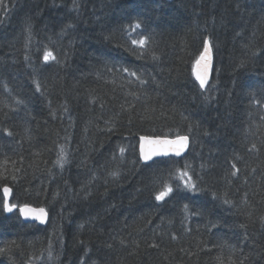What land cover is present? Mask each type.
<instances>
[{
  "label": "trees",
  "instance_id": "1",
  "mask_svg": "<svg viewBox=\"0 0 264 264\" xmlns=\"http://www.w3.org/2000/svg\"><path fill=\"white\" fill-rule=\"evenodd\" d=\"M177 135L186 156L142 161L141 137ZM261 216L264 0H0V264H264Z\"/></svg>",
  "mask_w": 264,
  "mask_h": 264
},
{
  "label": "snow or ice",
  "instance_id": "2",
  "mask_svg": "<svg viewBox=\"0 0 264 264\" xmlns=\"http://www.w3.org/2000/svg\"><path fill=\"white\" fill-rule=\"evenodd\" d=\"M70 27V26H69ZM140 24L136 23L134 25V30L136 28H139ZM148 37L144 36L140 39H132L131 44L137 45L139 47L140 51V56L141 58L143 57L144 51L147 50V45H148ZM212 50H213V45L211 39H207L204 43V50L198 57V59L195 61L196 64V79L199 81V85L201 88H204L207 83H208V77L211 69V64H212ZM133 54H136L135 52ZM255 55V53H254ZM153 58H155V53H153ZM27 59V57H26ZM43 60L44 61H49V60H56L55 54L51 50H46L43 55ZM124 72H129L127 68L123 69ZM132 76H136L137 80H140V76L137 75L136 72H130L129 73ZM141 83H144V81L141 80ZM7 87V85H5ZM40 85L39 82H37V89H39ZM17 103H21V101H17ZM257 103H259L257 101ZM66 110V109H65ZM7 131V130H6ZM9 135H11V132H8ZM188 146V137L187 136H180L177 135L173 139H169L167 137H141V143H140V155L142 156L144 161H151L153 157L158 156V155H168L169 153H174L175 155L179 156L181 153L184 152V150ZM250 150H258L257 145L253 143L251 145ZM125 149L120 148V153L123 155ZM237 160L242 159V157L237 156ZM67 161V154L64 152V146H61V153L60 156L58 157L56 163L60 165L62 168L64 166V163ZM232 168L234 171L232 172V175L235 176L237 172H239V169L236 167L235 161L232 162ZM189 167V165H185V168ZM111 176L117 177L119 176L118 171H113L110 173ZM176 175L177 177L183 182L184 187H186L189 190L196 191L197 190V185L194 181H192L191 175L181 169L176 170ZM13 180L16 179L15 176L12 177ZM11 190L7 187L4 188V192L7 194ZM173 192V187L169 183H163L161 185V188L159 191H157L155 195L156 200L163 201L166 197H168L171 193ZM213 195H216L213 193ZM225 203H231V201L225 200ZM5 209L9 212H11L14 208L17 206L14 204H8L5 203L4 205ZM187 208V206H185ZM22 213L27 217L29 215H32L35 213V218L41 220L42 222L46 220L47 218V211L44 208H40L38 212L36 210L30 209L28 205H25L21 209ZM249 218H251V213L247 214ZM260 221L262 225H264V216L260 217ZM243 227V225H242ZM172 239H176L175 235H173ZM123 243V241H122ZM153 247H159L158 245H152ZM10 252V249H0V255ZM233 252L235 250L233 249ZM48 257L49 259L53 258V253L51 250V245L49 246L48 250ZM231 259V258H230ZM83 264V261L81 262ZM232 264H237L236 261H232ZM238 264H243V260H240Z\"/></svg>",
  "mask_w": 264,
  "mask_h": 264
},
{
  "label": "water",
  "instance_id": "3",
  "mask_svg": "<svg viewBox=\"0 0 264 264\" xmlns=\"http://www.w3.org/2000/svg\"><path fill=\"white\" fill-rule=\"evenodd\" d=\"M169 1H171V0H169ZM213 67H214V54H213V50H212V64H211V69H210V73H209V77H208V83H209V81H210V79H211V77H212ZM194 72H195V75H196V64H195ZM208 83H207V84H208ZM206 86H207V85H206ZM206 86H205L204 88H206ZM181 136H187V135H181ZM143 137H145V136H143ZM147 137H155V136H147ZM187 137H188V146H187V148L184 150V152L181 153V155L177 156V155H175L174 153H169L168 155H158V156L153 157V159H152L151 161H147V162L144 161L143 158H142V156H141L142 161H143L144 163H151V162H153V161H155V160H158V159H162V158H166V157H169V158H170V156H174V157H177V158H182V157L186 156V155L188 154L189 150H190V147H191V140H190V137H189V136H187ZM167 138H169V139H173V138H175V137H167ZM140 143H141V140H140ZM7 188H9V187H7ZM9 189H10L11 191H10L9 193H7V194L5 193V199H6V202H5V203L12 204V189H11V188H9ZM26 205H28L30 209L36 210L37 212H38V210H39L40 208H44V207H36V206H33V205H29V204H26ZM24 206H25V205L20 206L19 208L16 207V208H14L11 212L8 211V213H9V214H12L16 209H18L19 212H20V214H21V216H22V218H23V220L25 221V223H26V222L38 223L40 226H47V225H48L49 220H50V214H49V211H48L46 208H44V209H46V211H47V218H46L45 221L42 222L41 220L35 218V213H33L32 215H29V216L26 217V216L22 213V211H21V209H22Z\"/></svg>",
  "mask_w": 264,
  "mask_h": 264
}]
</instances>
